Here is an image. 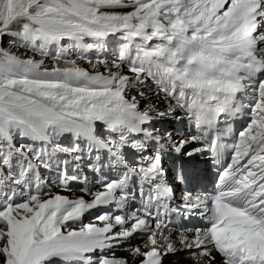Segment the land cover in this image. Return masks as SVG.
Wrapping results in <instances>:
<instances>
[{
  "label": "snow or ice",
  "instance_id": "1",
  "mask_svg": "<svg viewBox=\"0 0 264 264\" xmlns=\"http://www.w3.org/2000/svg\"><path fill=\"white\" fill-rule=\"evenodd\" d=\"M168 257L264 264V0H0V264Z\"/></svg>",
  "mask_w": 264,
  "mask_h": 264
},
{
  "label": "bare ground",
  "instance_id": "2",
  "mask_svg": "<svg viewBox=\"0 0 264 264\" xmlns=\"http://www.w3.org/2000/svg\"><path fill=\"white\" fill-rule=\"evenodd\" d=\"M169 264H171V263H169ZM172 264H177V262L176 263H172Z\"/></svg>",
  "mask_w": 264,
  "mask_h": 264
},
{
  "label": "trees",
  "instance_id": "3",
  "mask_svg": "<svg viewBox=\"0 0 264 264\" xmlns=\"http://www.w3.org/2000/svg\"><path fill=\"white\" fill-rule=\"evenodd\" d=\"M5 46H7V45H5Z\"/></svg>",
  "mask_w": 264,
  "mask_h": 264
}]
</instances>
